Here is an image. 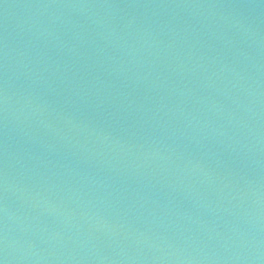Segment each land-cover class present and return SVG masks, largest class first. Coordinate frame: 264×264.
I'll use <instances>...</instances> for the list:
<instances>
[{
  "label": "water",
  "instance_id": "1",
  "mask_svg": "<svg viewBox=\"0 0 264 264\" xmlns=\"http://www.w3.org/2000/svg\"><path fill=\"white\" fill-rule=\"evenodd\" d=\"M0 264H264V0H0Z\"/></svg>",
  "mask_w": 264,
  "mask_h": 264
}]
</instances>
